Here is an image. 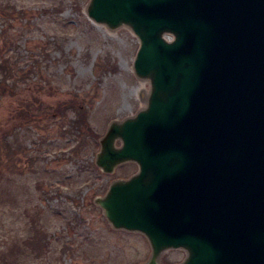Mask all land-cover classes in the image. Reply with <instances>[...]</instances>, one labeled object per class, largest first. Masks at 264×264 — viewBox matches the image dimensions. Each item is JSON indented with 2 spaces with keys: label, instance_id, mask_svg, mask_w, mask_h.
Instances as JSON below:
<instances>
[{
  "label": "water",
  "instance_id": "obj_1",
  "mask_svg": "<svg viewBox=\"0 0 264 264\" xmlns=\"http://www.w3.org/2000/svg\"><path fill=\"white\" fill-rule=\"evenodd\" d=\"M86 14L135 34L134 74L150 83L95 155L103 173L138 166L94 199L146 237L137 264L167 249L185 251L179 264H264V0H89Z\"/></svg>",
  "mask_w": 264,
  "mask_h": 264
},
{
  "label": "rangeland",
  "instance_id": "obj_2",
  "mask_svg": "<svg viewBox=\"0 0 264 264\" xmlns=\"http://www.w3.org/2000/svg\"><path fill=\"white\" fill-rule=\"evenodd\" d=\"M88 1L0 0V264H137L151 253L94 203L138 169L103 173L95 155L111 121L145 107L150 83L134 74L135 34L93 23ZM65 104L87 108L95 137L70 132ZM185 255L167 249L159 263Z\"/></svg>",
  "mask_w": 264,
  "mask_h": 264
},
{
  "label": "trees",
  "instance_id": "obj_3",
  "mask_svg": "<svg viewBox=\"0 0 264 264\" xmlns=\"http://www.w3.org/2000/svg\"><path fill=\"white\" fill-rule=\"evenodd\" d=\"M61 110L63 109L64 111L68 110V109H74L75 111V117L71 118V120H69V130L70 132H73V135L78 136L79 133L82 131V129H86L91 136L93 137V130L90 128L89 124H88V116H87V108L85 107H75L72 104L71 105H63L60 106ZM80 129V130H79ZM78 131V132H76ZM95 137V136H94ZM35 237L37 238L38 241V235H36L35 233H33L32 236V240H29L28 244H35Z\"/></svg>",
  "mask_w": 264,
  "mask_h": 264
}]
</instances>
